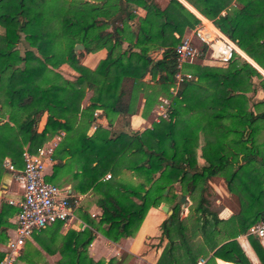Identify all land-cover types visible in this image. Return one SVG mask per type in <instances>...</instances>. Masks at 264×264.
Here are the masks:
<instances>
[{
	"label": "trees",
	"instance_id": "1",
	"mask_svg": "<svg viewBox=\"0 0 264 264\" xmlns=\"http://www.w3.org/2000/svg\"><path fill=\"white\" fill-rule=\"evenodd\" d=\"M188 1L264 71V0H237L240 6L233 0ZM138 7L145 13L139 14ZM198 23L200 18L180 0L164 7L156 0H0V179L10 170L4 157L19 169L24 150L35 152L64 130L52 155L54 172L74 161L79 165L73 172L75 187L102 190V213L92 226L107 237L116 241L134 235L151 206L169 201L172 212L160 224L167 241L154 264H216L217 257L255 264L236 236L264 212V147L256 141L264 129V99L249 104L247 94L256 90V78L264 92V75L237 53L225 65L191 61L184 70L194 77L173 94L174 46ZM22 37L28 44L24 54L17 47ZM76 43L85 51L105 47L107 54L88 67L80 61L83 51H74ZM197 45L203 58L207 45ZM153 50H160L158 58L150 55ZM62 62L78 76L67 78L49 66ZM79 79L93 89L84 107ZM160 95L171 101L168 116L145 129L157 147L148 146L139 131H110L96 120L97 108L109 123L118 113H136L141 96L146 113ZM93 123L95 130L87 134ZM200 129L205 136L201 165L193 145ZM124 168L142 179L120 177ZM108 171L110 177L101 181ZM218 174L239 200V210L227 218L211 209L209 180ZM182 194L192 201L185 218ZM247 237L257 264H264L259 237ZM93 238L90 229L72 231L66 243L71 246L57 264H114L115 257L106 261L88 254Z\"/></svg>",
	"mask_w": 264,
	"mask_h": 264
},
{
	"label": "crops",
	"instance_id": "2",
	"mask_svg": "<svg viewBox=\"0 0 264 264\" xmlns=\"http://www.w3.org/2000/svg\"><path fill=\"white\" fill-rule=\"evenodd\" d=\"M181 2H183V4H185V6L190 11L195 13L200 19L210 21L206 16L201 14L195 8V6L192 5L188 0H181ZM160 6L164 7L162 5ZM137 12L139 14H144L145 9H143L142 7H138ZM119 15L120 13L117 14V16ZM122 46L126 47L127 42H123ZM239 50L242 52L243 56L248 61H250L252 64L260 68L258 64L245 51H243L241 48H239ZM79 51H83V54L80 57V61L91 68H94L99 62V60L105 57L107 54V49L105 47H102L96 51H85L84 48ZM150 55H152L153 57H159L160 50H153L150 52ZM49 66L59 71L63 76L67 78L73 79L78 76L77 75L78 72L74 68H72L67 62H62L56 67L52 66L51 64H49ZM79 80H80V85L85 87V94L81 100V107H84L89 103L90 96L93 93V89L86 87L85 80L83 79H79ZM140 98H142V100L144 101L143 96H141ZM158 98L160 101H162L164 97L160 96ZM154 103L149 109L146 110V113H142L143 103H141V106L139 105V110L136 113H132V114L118 113L111 123H109L106 116L102 114L103 112L101 108H97L94 111V114L97 116L96 120L100 122L103 126L109 128L110 131H115V129H120L127 132H133V131H138V128L142 124H145L143 122L148 121L147 116L149 115L152 109L154 111L153 119L155 118L159 119V117H157L158 114L157 112L159 109L160 102L158 101L156 105H154ZM45 119H46V112L40 118L38 122V127L39 126L42 127ZM150 125L151 124L148 121L146 126L149 127ZM95 128H96V124L95 123L91 124L87 129V134H91L95 130ZM200 132L203 133L202 130H200ZM63 135H64V130L52 136L51 138L52 141L46 140L45 142H43L41 146L38 148V150L42 149L43 151H47L49 147H52V152L50 153V155H46V157L47 156L48 157L45 160V169H44L45 177L49 181L66 189V191H68L70 195V200L72 202L73 200H75L74 217L67 221H62V220L55 221L39 230L34 231L32 235L26 239L23 248L21 249V252L17 259L20 262L19 264H29V260H27L29 257L25 255L27 252L26 246H28V248H34L37 251L36 254L37 259L35 260L36 264H57L60 260L63 259V255H64L63 251L71 246V244L66 245V243L69 242L68 236L69 235L72 236V231L79 232L85 229H90L94 233V238L87 246L88 254L94 259H105L107 261L110 258L115 257L116 260L114 261V264H145V263L154 264L157 261L158 256L167 241L166 237H164L161 232L160 224L162 220L168 215V213L164 212L161 209L160 205L151 206L148 209L146 215L144 216L135 234L122 236L116 241L107 237L102 232L101 229L92 226V222L93 221L97 222L102 213V208L99 205L98 200L100 197H102L103 192L100 188L96 190L93 188H89L86 191H80L75 187L76 184H78V182L77 179L73 177V172L77 171L79 165L74 161L68 162L67 166L61 167L57 172H54L55 160L53 159L52 155L58 142L60 141ZM203 143H204V139L203 142L200 144L199 150L195 149L194 147L196 159L198 164L200 165L204 163V159L200 156L201 146L203 145ZM193 145H194V141H193ZM38 150H36L35 152H37ZM0 154H1V150H0ZM7 159H9L7 156L4 157V164H5V160ZM123 171H126V174H128L127 175L128 180H132L134 182H138L140 180V178L134 175L131 170L124 168ZM107 173H105V175H103L100 178L101 181H104L106 178H109L106 177ZM119 175L120 177H123L121 174ZM215 177L217 176L215 175ZM13 179L14 177L12 170L5 171L0 179V253L1 255H3V250L7 245L9 237L14 235L16 229V212L18 207L16 204L10 202V199L16 201L22 196L21 186L14 179L16 184V189H15L13 186L14 185ZM224 186H225L226 196H224V200H222L221 198H217L218 204L220 205L216 210L219 217L227 218L239 210V200L236 194L227 192L228 189H226L227 188L226 183H224ZM217 188H219V190L222 192L223 187L221 188V186L218 185ZM176 191L179 193L178 190ZM134 199L136 198L134 197ZM162 202H167L169 204V208L172 209L171 203L169 201H162ZM161 214H164V216ZM247 235H248L247 231L244 233H240L236 236V239L244 249L245 253L250 258V260L253 263L257 264L259 262V258L256 252L254 251L253 247L251 246ZM259 240L264 247V236L259 237ZM222 263L237 264L235 262L224 260L222 258L217 257L216 264H222Z\"/></svg>",
	"mask_w": 264,
	"mask_h": 264
},
{
	"label": "built area",
	"instance_id": "3",
	"mask_svg": "<svg viewBox=\"0 0 264 264\" xmlns=\"http://www.w3.org/2000/svg\"><path fill=\"white\" fill-rule=\"evenodd\" d=\"M191 33L183 34L179 42L174 46L176 70L175 81L171 90L176 92L180 84L192 79L194 75L184 70V64L193 61L201 51L198 43L207 45L208 56L220 63H226L235 53L243 56L236 41L221 32L211 20L200 19ZM196 41H198L196 43ZM170 104L166 98L159 103L157 117H167ZM52 147L47 151L39 149L37 152L23 151V167L17 169L7 159L5 165L13 171L14 179L22 189V196L18 200L10 199V202L17 205L16 229L14 235L10 236L0 264H16L18 256L27 238L32 233L46 225L58 220L67 221L74 217V202L66 189L49 181L45 177L46 155H50ZM110 173L106 177H110ZM248 234L257 237L264 236V212L262 216L247 230ZM205 260L201 258L199 263Z\"/></svg>",
	"mask_w": 264,
	"mask_h": 264
},
{
	"label": "rangeland",
	"instance_id": "4",
	"mask_svg": "<svg viewBox=\"0 0 264 264\" xmlns=\"http://www.w3.org/2000/svg\"><path fill=\"white\" fill-rule=\"evenodd\" d=\"M160 5H162V6H165L166 4H167V2L169 1V0H156ZM181 1V0H180ZM232 5L233 6H240V2L239 1H237V0H233L232 1ZM222 13H225L226 12V9H222V11H221ZM209 19V18H208ZM209 20H211V19H209ZM212 21V20H211ZM200 22H201V20H200ZM213 23V22H212ZM199 24V23H198ZM214 24V23H213ZM197 25V24H196ZM195 25V26H196ZM195 26H193V27H188L186 30H185V32H184V34H186V33H191L192 32V29L195 27ZM198 41H196V43H197ZM28 46V44L25 42V40H23V38H22V40L20 41V42H18V44H17V47H18V49H19V52L21 53V54H24V51H25V49H26V47ZM156 58H158V57H156ZM239 58L240 59H246L244 56H239ZM247 60V59H246ZM193 62H200V63H208V64H214V65H225V63H220V62H216V61H214V60H212L209 56H208V54L206 53L204 56H203V58H200V56H197V57H195L194 59H193ZM64 68V67H63ZM78 75V74H77ZM264 75V74H263ZM257 78L256 79H254V82H255V84H256V90L255 91H249V92H247V94L250 96V100H249V104H252V102H253V100H257V99H264V92L262 91V89H260V88H258V84H257ZM177 91V90H176ZM171 92L174 94V93H176V92H174L173 90H171ZM161 96V95H160ZM159 96V97H160ZM162 97H164V98H166L165 97V95H162ZM140 100H139V105L141 106V103H143V100H142V98H139ZM167 99V102L168 103H171V101H170V99H168V98H166ZM230 100V99H229ZM158 101L160 102V100H159V98L157 99V101L154 103V105H156L157 103H158ZM170 108V107H169ZM147 118H148V121L150 122V124L152 125V122H153V120H155V119H153L154 118V111H153V109L151 110V112L149 113V115L147 116ZM160 119V118H159ZM159 119H156V121H158ZM148 121L147 122H143V123H145V124H142L139 128H138V131H139V134L141 135V137H142V139L147 143V145L148 146H150V147H157V145L155 144V142H154V140L152 139V137H150L146 132H145V129L148 127V126H146V124L148 123ZM151 125L149 126V127H151ZM38 129H41V126H39L38 127ZM114 130V129H113ZM120 129H115V131H119ZM200 130H202V129H200ZM200 130H198L197 132H196V134H195V136H194V138H193V141H194V147H195V149H197V150H199L200 149V144L203 142V139L205 138V136H203L204 135V131H203V133H201L200 132ZM52 138V137H51ZM51 138L50 139H48V140H50V141H52L51 140ZM256 141H257V143H259L262 147H264V129H262L260 132H259V134L257 135V138H256ZM41 145H39V147H40ZM38 147V148H39ZM38 148H37V150H38ZM109 173H111L110 171H108ZM105 175V174H104ZM121 175L123 176V178L124 179H127V175L128 174H126V171H121ZM217 177H215V176H213L212 178H210V180H209V185H210V187H209V190L211 191V194H209V199L211 200V209H213V210H215L216 212H217V210L216 209H218V206L220 205V204H218V201H217V198H221L222 200H224V196H226L225 195V186H224V183H226L225 182V180H224V177L222 176V175H216ZM138 178H140V179H142L141 177H138ZM77 179V178H76ZM13 181H14V179H13ZM14 185V188L16 189V184H15V181H14V183H13ZM218 185H220L221 186V188L223 187V189H222V192L219 190V188H217V186ZM226 187H227V185H226ZM226 189H228V188H226ZM179 191V193H180V190H178ZM227 192H230L229 190L227 191ZM232 193V192H231ZM188 196V195H187ZM189 197V196H188ZM190 199V198H189ZM226 200V199H225ZM189 208V211L187 212V209ZM186 211L184 212V213H181V216H182V218H185L189 213H190V211H191V209H192V201H191V199H190V204H187L186 205ZM165 214V213H164ZM164 214H161V215H163L164 216ZM163 237V236H162ZM26 250H27V252H26V256L27 257H29L27 260H29V264H35V260L37 259L36 258V254H37V251L34 249V248H28V246H26ZM20 262L17 260V262H16V264H19Z\"/></svg>",
	"mask_w": 264,
	"mask_h": 264
},
{
	"label": "water",
	"instance_id": "5",
	"mask_svg": "<svg viewBox=\"0 0 264 264\" xmlns=\"http://www.w3.org/2000/svg\"><path fill=\"white\" fill-rule=\"evenodd\" d=\"M118 16L116 15L115 17H113L112 20H115ZM84 48V45L81 44V43H76L75 46H74V50L75 52H78L79 50L83 49ZM256 66V65H255ZM257 67V66H256ZM258 68V67H257ZM261 73H263V71L258 68ZM264 74V73H263ZM167 191H165L166 193ZM180 202H181V213H184L186 211V205L187 204H190V199L188 198V196L186 194H182L180 196ZM160 207L161 209L164 211V212H167L168 214H170L172 212V209L169 208V204L167 202H162L160 204ZM189 211V208L187 209V212Z\"/></svg>",
	"mask_w": 264,
	"mask_h": 264
}]
</instances>
